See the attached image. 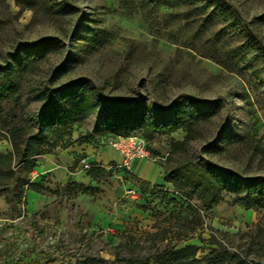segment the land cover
I'll return each instance as SVG.
<instances>
[{"label":"rangeland","instance_id":"rangeland-1","mask_svg":"<svg viewBox=\"0 0 264 264\" xmlns=\"http://www.w3.org/2000/svg\"><path fill=\"white\" fill-rule=\"evenodd\" d=\"M229 6L261 45H252ZM41 42L51 48L25 74L21 102L0 103V140L13 127L37 129L42 104L24 100L49 84L83 82L118 104L139 103L160 122H177L182 103H196L204 116L191 121L195 137L184 153H171L183 129L146 139L135 124L109 129L96 115L45 147L75 178L45 181L35 168L42 155L27 176L39 198L28 189L19 196L11 180L0 186V264H171L172 248L187 244L198 246V260L218 248L264 264V209L246 210L224 193L206 210L167 178L190 158L264 180V81L256 78H264V0H0V65ZM63 64L67 72L54 77ZM79 136L93 147L88 171L81 155L69 157ZM120 136L143 142L147 162L161 168L159 185L118 167L110 141Z\"/></svg>","mask_w":264,"mask_h":264},{"label":"trees","instance_id":"trees-1","mask_svg":"<svg viewBox=\"0 0 264 264\" xmlns=\"http://www.w3.org/2000/svg\"><path fill=\"white\" fill-rule=\"evenodd\" d=\"M229 7L249 34L252 45H261L257 35L248 27V23L241 18L239 12L233 6ZM50 48L46 42H41L37 46L30 45L28 49H33V53L15 57L12 65H0V103L6 99H11L15 104L21 102L25 74L30 71L35 60L45 56ZM66 72L67 66L63 64L55 69L54 77ZM256 78L264 81L258 74ZM35 91L33 96L25 98L24 107L33 102L42 104L35 115L37 129L34 131L31 127L28 130L13 127L10 136L4 138L11 146V151L0 154V177L6 178L0 186L7 185L11 180L10 185L13 189H19V196L23 189L39 192V184L30 183L27 176L34 169L36 158L44 155V148L62 142L69 130L91 116L96 115L101 125L109 129H121L135 124L142 130L146 139L153 135H169L183 129L186 135L181 141L173 144L171 151L173 154L184 153L187 150L195 137L191 121L204 116L196 103H182L177 108L179 117L177 122L174 124L160 122L142 113L140 108L136 107L139 103L128 106L118 104L97 94L94 89L87 88L86 84L80 81L59 88L49 84L48 87ZM65 102L69 104L68 108L61 109L60 105ZM88 138L89 136H79L76 142L89 144ZM79 155L81 159L88 157L87 154ZM19 165L22 166L21 169ZM167 178L181 197L196 200L206 210L217 205L224 193L232 195L246 210L264 209V180H243L208 162L196 164L190 158H185L172 167ZM215 245L217 247L218 244ZM197 250L198 246L194 244H187L178 249L172 248L169 260L171 264H253L237 252L220 251L218 248H212L209 254L198 260Z\"/></svg>","mask_w":264,"mask_h":264},{"label":"crops","instance_id":"crops-1","mask_svg":"<svg viewBox=\"0 0 264 264\" xmlns=\"http://www.w3.org/2000/svg\"><path fill=\"white\" fill-rule=\"evenodd\" d=\"M92 148L93 147H91V145L89 144H74L73 148L71 149L73 152L69 155V157L79 154H87L89 155V158H93V155L90 156V150ZM9 151H11V146L7 143V141L0 140V154H6ZM108 154V152L101 154L100 160L102 161V163H105L108 158ZM35 168L45 181L51 179L53 181V185L56 183H63L70 176L73 180L75 178L72 171L69 172L67 167L59 165L55 160H52V156L47 154L39 158V160L37 161V167ZM130 171H132L134 175L141 177L147 183L159 185L162 182L161 168L154 163L147 161L134 162L130 168ZM45 186L50 187L52 186V183H45ZM29 195H31V197L33 198L40 197V195L34 191H30Z\"/></svg>","mask_w":264,"mask_h":264},{"label":"built area","instance_id":"built-area-1","mask_svg":"<svg viewBox=\"0 0 264 264\" xmlns=\"http://www.w3.org/2000/svg\"><path fill=\"white\" fill-rule=\"evenodd\" d=\"M110 146L120 158V164H118L120 169L129 171L134 162L148 161L151 159L143 142L136 137H117L110 141ZM79 166L83 171H88L92 167L88 158L81 159L79 161Z\"/></svg>","mask_w":264,"mask_h":264}]
</instances>
